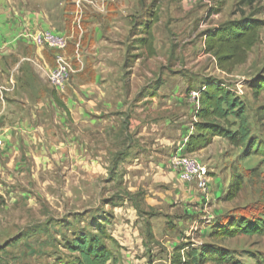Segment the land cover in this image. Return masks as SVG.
Wrapping results in <instances>:
<instances>
[{
	"label": "rangeland",
	"instance_id": "rangeland-1",
	"mask_svg": "<svg viewBox=\"0 0 264 264\" xmlns=\"http://www.w3.org/2000/svg\"><path fill=\"white\" fill-rule=\"evenodd\" d=\"M238 2L0 0V86L11 88L0 91V264L73 261L80 234L109 264H264V0L244 15ZM250 15L258 41L220 69L205 34ZM40 30L66 36V49L15 50ZM60 55L72 71L56 89L47 72ZM213 81L243 103L250 137L188 153ZM228 120L217 122L235 130ZM177 152L207 168L206 193L176 179Z\"/></svg>",
	"mask_w": 264,
	"mask_h": 264
},
{
	"label": "trees",
	"instance_id": "trees-1",
	"mask_svg": "<svg viewBox=\"0 0 264 264\" xmlns=\"http://www.w3.org/2000/svg\"><path fill=\"white\" fill-rule=\"evenodd\" d=\"M255 1L239 0L240 12L244 15L245 12L241 6L251 7ZM151 17V20L145 23L148 37L143 41L150 49V53H153V40L149 30L150 24L156 22L158 18L155 13ZM262 25L260 20L251 15L229 21L205 34L204 51L215 56L220 69L230 70L246 60L248 52L259 39V30ZM199 103L200 109L197 112L199 121L194 124L195 133L190 134L187 138L186 152L193 153L205 148L214 136L225 137L235 146L242 145L249 139L250 128L245 108L230 90L218 82H207L200 91ZM229 116H234L239 121L237 128L233 131L222 127L217 122L223 120L225 123H229ZM68 249L78 253V256L73 261H66L63 264H109V260L112 258L110 251L101 244L97 237L86 234H80L78 238H75ZM192 254V257L197 255L195 252ZM212 260L217 261L218 259L214 257Z\"/></svg>",
	"mask_w": 264,
	"mask_h": 264
},
{
	"label": "built area",
	"instance_id": "built-area-1",
	"mask_svg": "<svg viewBox=\"0 0 264 264\" xmlns=\"http://www.w3.org/2000/svg\"><path fill=\"white\" fill-rule=\"evenodd\" d=\"M203 0H183L187 5H193ZM23 38L28 40L33 45L38 47H48L57 50H65L67 47V37L53 32L52 30H40L35 33H24ZM78 49H76V53ZM72 71L71 64L68 62L65 55H60L56 58L55 66L47 72V79L54 88L63 87L68 80L69 74ZM13 86V81H9ZM11 88L0 86V91H8ZM0 133V144H1ZM173 172L178 180L186 184H194L195 187L202 193H206L209 188L207 168L197 159L177 152L172 161Z\"/></svg>",
	"mask_w": 264,
	"mask_h": 264
},
{
	"label": "crops",
	"instance_id": "crops-1",
	"mask_svg": "<svg viewBox=\"0 0 264 264\" xmlns=\"http://www.w3.org/2000/svg\"><path fill=\"white\" fill-rule=\"evenodd\" d=\"M20 44L19 45H17V46H14V47H17V49L15 48V50H18V49H20L22 46H23V44H25V42H26V40L24 39V38H21L20 40ZM16 44H18V43H16ZM190 134H193V132H190ZM189 134V135H190ZM188 135V136H189ZM172 167V164H170V168ZM176 179H177V177H176ZM178 180V179H177ZM179 181V180H178Z\"/></svg>",
	"mask_w": 264,
	"mask_h": 264
}]
</instances>
